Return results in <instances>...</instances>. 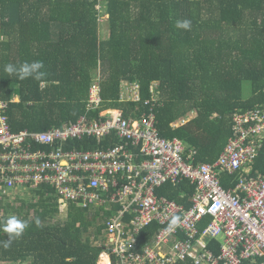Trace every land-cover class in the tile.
I'll return each instance as SVG.
<instances>
[{"label": "trees", "instance_id": "1", "mask_svg": "<svg viewBox=\"0 0 264 264\" xmlns=\"http://www.w3.org/2000/svg\"><path fill=\"white\" fill-rule=\"evenodd\" d=\"M105 17L106 40L100 32ZM182 19L191 20L190 31L175 28ZM35 60L48 73L43 86L3 71L7 63ZM96 77L102 112L129 115L137 107L120 103L123 81L138 83L143 101L155 86L159 135L182 140L198 151L199 163L213 164L232 136L234 112L264 104V0H0V101L8 104L14 132L63 128L85 115ZM246 83L252 86L248 98ZM117 143L83 139L69 144L91 151ZM261 174L264 145L252 171ZM222 176L225 190L235 186V177ZM195 192L185 180L161 186L156 196L188 208ZM24 196L30 199L18 197L16 207L6 204L0 184V221L15 214L30 224L9 249L0 246V264H98L111 213L69 205L64 222L50 224L60 215L51 188ZM157 230L151 225L141 232L137 249L150 244ZM6 239L0 231V241ZM210 247L219 254L218 243Z\"/></svg>", "mask_w": 264, "mask_h": 264}, {"label": "built area", "instance_id": "2", "mask_svg": "<svg viewBox=\"0 0 264 264\" xmlns=\"http://www.w3.org/2000/svg\"><path fill=\"white\" fill-rule=\"evenodd\" d=\"M157 101L155 86L143 101L139 84L124 81L120 103L137 107L129 115L102 112L96 77L85 115L45 132H14L6 117L8 104L0 101L1 198L49 187L60 215L66 216L69 205L111 213L98 264H264V174L252 175L264 145V104L234 112L227 146L207 164L199 163L198 151L182 140L159 135ZM83 139L118 143L91 151L69 144ZM224 174L235 177L228 191ZM185 180L196 186L188 208L156 196L161 186ZM174 217L180 218L179 226L166 231ZM151 225L157 232L138 250L136 239ZM215 243L218 255L210 247Z\"/></svg>", "mask_w": 264, "mask_h": 264}, {"label": "clouds", "instance_id": "3", "mask_svg": "<svg viewBox=\"0 0 264 264\" xmlns=\"http://www.w3.org/2000/svg\"><path fill=\"white\" fill-rule=\"evenodd\" d=\"M175 28L185 31H190L192 28V22L190 19H182L175 21ZM3 71L7 73L9 77L15 76L19 80H25L32 78L36 81L41 82L43 86V81L47 77L48 73L45 70L44 63L40 60H35L32 62L25 61L19 65L13 63H7L3 66ZM39 222L37 221V225ZM180 224V218L174 217L166 231H174ZM30 227L27 220L19 218L17 215L13 214L6 217L4 220L0 221V231L7 234V239L0 241V246L4 249H9L13 242L20 239L26 229Z\"/></svg>", "mask_w": 264, "mask_h": 264}, {"label": "rangeland", "instance_id": "4", "mask_svg": "<svg viewBox=\"0 0 264 264\" xmlns=\"http://www.w3.org/2000/svg\"><path fill=\"white\" fill-rule=\"evenodd\" d=\"M107 21H108V18L107 17H105L104 19H103V21H100V25H102L103 27H102V31H100V32H102V37H103V39H108V37H109V33H108V24H107ZM150 49H153L152 47L150 48ZM252 93V86L250 85V83H246L245 85H244V96H245V98H248V97H250V94ZM18 197H10L9 199H8V202H6V204H12V205H14L15 207L17 206L16 204H14V202H15V200L17 199ZM20 199H23V200H27L28 198L30 199V197H28V198H26V197H19ZM35 201V203L37 204L38 203V201L37 200H34ZM18 207H20L19 205H18ZM33 215H34V212H32L31 213V216H30V219H32L33 218ZM23 217H21V219H22ZM64 219H65V215H58L56 218H54V219H51L52 221L51 222H49L50 224H54V223H56V224H58V223H63L64 222ZM96 244V243H95ZM1 264H4V263H1ZM25 264H31V262H28V263H25Z\"/></svg>", "mask_w": 264, "mask_h": 264}, {"label": "crops", "instance_id": "5", "mask_svg": "<svg viewBox=\"0 0 264 264\" xmlns=\"http://www.w3.org/2000/svg\"><path fill=\"white\" fill-rule=\"evenodd\" d=\"M113 78H115V77H113ZM123 82H124V81H123ZM123 82H122V83H123ZM222 177H223V176H221V180H222Z\"/></svg>", "mask_w": 264, "mask_h": 264}]
</instances>
